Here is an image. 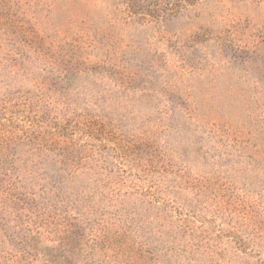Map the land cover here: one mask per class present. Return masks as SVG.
<instances>
[{"label": "rangeland", "instance_id": "1", "mask_svg": "<svg viewBox=\"0 0 264 264\" xmlns=\"http://www.w3.org/2000/svg\"><path fill=\"white\" fill-rule=\"evenodd\" d=\"M155 1L0 0L1 147L79 166L50 214L99 247L65 262L264 264V0Z\"/></svg>", "mask_w": 264, "mask_h": 264}, {"label": "trees", "instance_id": "2", "mask_svg": "<svg viewBox=\"0 0 264 264\" xmlns=\"http://www.w3.org/2000/svg\"><path fill=\"white\" fill-rule=\"evenodd\" d=\"M168 1H155L149 16L159 18L167 11L169 5L176 3ZM141 2L142 0H125L127 14L135 17L136 8L141 6ZM177 2L181 1L177 0ZM140 15L147 16L143 12ZM38 115L54 121L53 127L46 126L48 130L43 128L44 131L52 132L55 129L57 133L52 132L54 137H60L61 132L65 134L66 126L63 127L59 119L51 118L49 111ZM11 116L10 114L4 120L0 116V126L5 125L3 122H6L7 126H13L15 118L10 119ZM31 119L27 117L26 122L28 123ZM41 128L37 127L32 133L31 131L22 132L21 144L31 143L34 139L36 141L33 145L34 150L29 151L37 158L40 155L49 157L51 154L54 159L62 156L65 149L55 152L50 151L51 147L39 146L42 143L47 145L52 142L48 141L46 136L44 137L45 134L42 133ZM6 142L10 148L7 138ZM1 146L2 139H0V264H36L38 257L41 258V264H81L76 261L68 263L63 261V258L68 261L67 254L70 251H77L78 254L87 252V243L88 250L96 251L99 240L96 237L87 238L90 229L84 227L77 219L71 218L68 213L62 216L55 212L53 216L50 214V210H53L52 207L57 203L55 198L61 190L58 188L59 180L74 178L80 169L79 166H70L61 161L62 168L55 171L56 178L49 177L41 165L22 159V156L29 151L25 153L20 151V157V154H16L15 151L3 150ZM54 159L50 158L47 161L51 160L55 163ZM11 218L15 230L9 228Z\"/></svg>", "mask_w": 264, "mask_h": 264}]
</instances>
